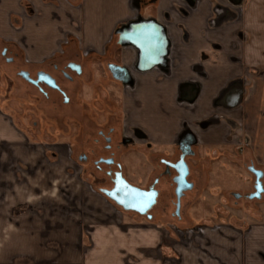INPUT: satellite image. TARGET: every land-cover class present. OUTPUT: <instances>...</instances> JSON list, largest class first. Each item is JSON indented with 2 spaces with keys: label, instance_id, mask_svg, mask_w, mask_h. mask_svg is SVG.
I'll list each match as a JSON object with an SVG mask.
<instances>
[{
  "label": "crops",
  "instance_id": "0c3cea01",
  "mask_svg": "<svg viewBox=\"0 0 264 264\" xmlns=\"http://www.w3.org/2000/svg\"><path fill=\"white\" fill-rule=\"evenodd\" d=\"M6 47L22 65L67 52L82 54L90 70L94 61L116 63L135 84L136 126L164 138L172 131L158 125L176 131V101L192 99L190 84L205 90L198 123L213 115L220 96L233 100L224 87L236 64L255 69L249 102L227 113L243 123L264 179V0H0V57ZM9 120L0 109V264H264V219L196 223V231L182 219L174 236L168 223H123L112 209L93 206L102 197L91 199L87 190L28 187L27 178L50 186L38 174L51 162L35 159L37 146ZM224 134L210 129L200 144L230 146ZM17 207L22 212L14 215Z\"/></svg>",
  "mask_w": 264,
  "mask_h": 264
},
{
  "label": "rangeland",
  "instance_id": "374dc122",
  "mask_svg": "<svg viewBox=\"0 0 264 264\" xmlns=\"http://www.w3.org/2000/svg\"><path fill=\"white\" fill-rule=\"evenodd\" d=\"M16 64L19 66V63ZM98 65H93L90 81L77 86L76 92L80 93L77 95L78 104L73 113L66 106L59 105L57 110L51 105L48 107L43 105V107L33 96V92L25 90L26 84L16 76V67L7 64L0 57V109L5 112L16 131L24 134L23 141L37 146L32 156L35 159L42 157L51 162L50 165L44 163L39 169L41 173L38 174L41 178L48 176V180H45L50 182V186H46L44 182L40 184L39 178H27L28 187L42 189L44 194H50V188L57 187L69 186V188H75L76 193L84 189L91 193V199L102 197L101 204L97 203L99 206L97 204L93 206L106 208L107 211L112 209L111 215L116 214L123 223L143 225L168 223L169 225L164 229L168 230L169 234L178 236L182 231L179 229V223L171 217L173 205L169 202V199H172L170 195L164 194L161 197L158 205L151 211V219L121 211L99 193L101 188L109 187L110 183L92 166V159L90 158L86 164L78 163L77 152L83 151L85 147L80 145L81 142L75 147L72 146V136L83 133L82 139L88 142L90 138L95 137L96 131L93 127L102 126L109 117L117 120L122 132L123 121H125L127 134L132 138L135 137L137 142L122 143L116 159L121 163L126 180L136 186L144 187L156 174L157 158H172L178 136L186 132L194 134L198 140H201L204 132L219 129L224 131V136L231 135L230 146H204L203 142L192 146L195 156L187 162L192 172L190 179L194 186L182 202L180 211L182 219L194 226L188 231H196L197 227L204 223L214 225L232 220L249 222L264 219V193L258 199H248L246 196L253 191L254 182L252 174L247 170L248 164L252 162L256 168L263 169V167L252 159L250 148L245 146L247 141H244L243 123L232 113H227L238 112L249 102L256 86L255 69L245 64L243 66L240 63L236 64L231 84L224 87L233 93V100L227 101L225 97L220 98V96L216 99L217 107L213 108L215 109L213 115L205 116L198 123H195L196 115L194 114L197 111L200 93L203 94L205 90L203 85L190 84L194 90L192 99L186 102L183 99L176 101L179 102V124H175L174 121L170 123L171 128H176V131L173 132L170 126L165 128L158 123V127L162 130L172 131L167 138H164V135L158 134L159 130L154 133L136 126V115L133 109L136 96L135 84L132 86V83L126 82L115 85ZM106 90L110 95L105 103L98 97L93 99V92L101 93L102 96L105 95ZM192 108L195 110L188 111ZM73 120L78 123H74ZM91 123L94 126L90 125ZM120 136L121 134L119 138ZM98 149H96L97 152ZM14 166L17 167L16 164ZM101 169L106 168L101 166ZM68 176L74 177V182L70 183ZM262 185L264 188V179ZM24 188L27 190L26 187ZM28 193L29 191L25 192V194ZM234 194H239L240 198H235ZM27 198L33 201L35 196H27Z\"/></svg>",
  "mask_w": 264,
  "mask_h": 264
},
{
  "label": "flooded vegetation",
  "instance_id": "af4514ba",
  "mask_svg": "<svg viewBox=\"0 0 264 264\" xmlns=\"http://www.w3.org/2000/svg\"><path fill=\"white\" fill-rule=\"evenodd\" d=\"M1 56L7 64L14 65L16 67V76L26 84L25 90L33 92L34 95H32L38 100L39 103L42 104V106L44 105L48 107V105H51L55 110L58 109L59 105L66 106L69 111L75 113V109L78 104L76 98L80 93L79 92L77 94L76 88L79 84H86L91 79V70H89L86 66L89 61H86L82 54L67 52L64 53L63 57H60L59 60H54L40 66H32L28 63L22 65L18 61L17 55L11 48H4L1 51ZM16 63H19V66ZM95 64H99L98 67L102 69V71H104L109 80L112 81L115 85H121L126 82H129L130 84L132 83V86L134 85V82H132L133 79L129 74L122 76V71L118 69L121 67L116 63L110 60H105L103 64L97 61H94L92 63V65ZM126 88L129 87L126 86ZM93 93V99L98 97L101 101H103V103H105L106 100L109 99L110 95L107 90L104 91L105 95L102 96L101 93ZM73 121L74 123H78L76 120ZM92 124L93 123H91L90 125ZM126 126V122L123 121L122 132V129L118 127L117 120L115 118L113 119L112 117H109L105 120L102 126L93 127L96 131L95 137L90 138L88 142L82 139L83 133H79L74 137L72 136V146L75 147L77 144H80L79 142H81L80 145H82V147H85L83 151L77 152L76 158L78 163L86 164L90 161L91 158L92 166L97 169L98 172L102 174L103 178L107 179L110 183V186L105 188V190H111L114 187L115 174L117 173H121L122 177L126 180L122 172L121 163L116 159V154L119 151L122 143L137 142V139L135 137L134 139L132 138V136L127 134ZM241 130L243 131L242 128ZM120 134L121 136L119 138ZM197 144H200V140H198L197 136H194V134H187L186 132L182 133L177 137L175 141L176 146L173 150L172 158H157L158 164L156 166V174L153 176L151 182L147 186H136L126 180L131 185L142 190L157 192L155 204L144 215H140L138 213L135 214L147 217V219H151V211L158 205L161 197L166 194L170 195V197L172 198L169 199L170 205H173V209L170 212L171 217L174 218L177 222L182 221V216L180 214L182 202L187 194L192 191L193 187L191 190L185 191L183 193V196L180 198L179 210L178 212H176L175 189L177 187V184L175 182V179L179 176V172L177 168L173 166H178L181 160H183L188 168L186 180L188 183H192L194 186L193 181H191L190 179L192 172L187 160L195 156V152L192 146ZM96 149H98V152ZM101 166H104L106 169L102 170ZM247 170L252 174L254 182L252 184L253 191L246 194V196L248 199H256L255 175L252 171L254 170L262 172V170L256 168L252 162L248 164ZM261 181H263V172ZM238 197L240 198L239 194Z\"/></svg>",
  "mask_w": 264,
  "mask_h": 264
},
{
  "label": "water",
  "instance_id": "95a60500",
  "mask_svg": "<svg viewBox=\"0 0 264 264\" xmlns=\"http://www.w3.org/2000/svg\"><path fill=\"white\" fill-rule=\"evenodd\" d=\"M126 41H132L131 36H129L128 40L126 39ZM118 69L122 71V76L128 74L125 69ZM173 167L177 168L179 172V176L175 179L177 184L175 189L176 212H178L180 207V198L183 196L185 191L192 189L193 184L188 183L186 180L188 168L183 160H181L178 166L174 165ZM252 172L255 175L256 199H258L260 198L261 194L264 193L261 181L262 172L254 170ZM114 184L115 185L111 190L100 189L99 193L124 212H132L144 215L156 202V191H145L131 185L122 177L121 173L115 174ZM234 197L239 198L238 194H234Z\"/></svg>",
  "mask_w": 264,
  "mask_h": 264
},
{
  "label": "trees",
  "instance_id": "16d2710c",
  "mask_svg": "<svg viewBox=\"0 0 264 264\" xmlns=\"http://www.w3.org/2000/svg\"><path fill=\"white\" fill-rule=\"evenodd\" d=\"M120 209V208H119ZM121 210V209H120ZM122 211V210H121ZM22 212V207H17L13 210L14 215H18L19 213Z\"/></svg>",
  "mask_w": 264,
  "mask_h": 264
}]
</instances>
